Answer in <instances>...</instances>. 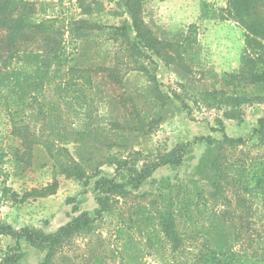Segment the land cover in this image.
<instances>
[{"label": "rangeland", "instance_id": "1", "mask_svg": "<svg viewBox=\"0 0 264 264\" xmlns=\"http://www.w3.org/2000/svg\"><path fill=\"white\" fill-rule=\"evenodd\" d=\"M32 1L38 8L33 19L53 21L60 31L58 57L48 61L63 78L45 82L44 102L52 110L43 133L67 147L89 177L80 181L62 172L68 165L66 151L54 158L35 143L25 154L26 145L13 133V121L0 101V225L5 227L0 246L16 252L17 239L7 233L12 229L50 233L81 211L93 215L98 207L95 180L102 175L95 171L101 169L109 176L117 174L133 193L120 203L110 200L95 223L94 234L105 238L101 251L109 264H129L132 256L137 264H195L192 256L204 243L214 245L217 231L232 233L235 227L243 234L236 241L230 236L229 248H247L252 255L253 242L264 253V143L259 140L264 132V84L247 78L250 60L258 61L264 40L250 31L231 0H141L146 26L163 42L159 53L143 45L132 49L127 35L114 33V26H125L130 42H135L125 0ZM83 20L98 28L86 30ZM26 65L19 59L11 62L12 68ZM19 101L15 98L11 108H21ZM23 116L37 142L42 138L41 119L32 107L18 114ZM225 135L246 142L216 148L206 141L189 144L197 136L220 140ZM178 145H185L182 164L152 169L138 188H132L129 174L165 160ZM163 184H169L184 239L176 245L161 240L156 222L142 221L147 210L133 216L143 222V234L137 233L136 222L121 226L120 212L126 211L128 219V208L138 203L151 213L162 209L165 198L158 194ZM50 185L52 193L25 201L3 191L9 187L22 196ZM216 210L225 218H216ZM79 245L77 253L87 256L84 242ZM19 246L18 264H39L47 253V248L25 238Z\"/></svg>", "mask_w": 264, "mask_h": 264}, {"label": "trees", "instance_id": "2", "mask_svg": "<svg viewBox=\"0 0 264 264\" xmlns=\"http://www.w3.org/2000/svg\"><path fill=\"white\" fill-rule=\"evenodd\" d=\"M125 4L129 10L132 19V26L136 33L135 42H130V36L127 33L125 26H114V33L122 32L129 41L132 49H137L139 45L147 46L159 53L158 47L163 44L151 30L146 26L141 13L142 2L141 0H125ZM231 5L234 9L239 11L238 14L242 16L241 20L247 23L250 31L259 35L264 40V0H231ZM38 8L36 3L32 0H0V101L3 102L4 110L10 116L13 121V133L20 137L22 144L26 145V151L30 154L32 152L33 145L35 143L41 144L47 149V152L52 157L57 158L63 155V151H66L65 156H68L67 166H65L62 172L66 175H75L80 181L88 180V173L84 164L75 159L70 153L69 149L64 146L55 144L56 142L50 137L45 136L43 131L46 128L47 122L51 119V108L45 104L44 85L47 79L52 77L62 80L63 76L58 75L57 69H53L49 65L48 59L54 57L57 58L60 48V42L58 40V32H60L53 24V21L49 20H34L33 17L37 13ZM86 30L92 28H98L93 23L88 21H82ZM100 28V27H99ZM30 43H36L37 45H31ZM263 43V44H262ZM260 42L263 52L260 54L258 61L250 60L251 67L248 70V81L254 83L264 84V42ZM137 46V47H136ZM19 59L25 61L28 65L25 67L12 68L11 62ZM257 64V67H256ZM261 65V69L259 67ZM117 79V75H114ZM157 89V88H156ZM158 96L161 93L157 89ZM13 99L9 102V98ZM15 98H18L22 107L19 109H12L11 103ZM264 98V97H260ZM237 100V99H236ZM230 101L227 100V103ZM35 108L36 114L41 119L40 129L42 132V138L37 139L34 142L31 138L30 122L28 119L18 118V114L24 113L27 108ZM20 120H18V119ZM260 132V130L258 131ZM260 143H264V132L261 131L259 135ZM201 141H206L211 146L227 144L228 146L241 145L246 142L243 137H229L224 136L223 139H215L209 136H197L189 144H197ZM59 143V142H58ZM185 145H178L174 149V153H171L163 161L146 163L141 170L136 173L135 176L129 174L128 182L132 188L136 189L140 184L150 176L152 169L160 167L162 165L177 166L184 161L183 147ZM217 147V146H216ZM215 147V148H216ZM220 153V152H219ZM24 154V155H25ZM19 155L20 158L25 156ZM64 156V157H65ZM31 155L28 160H31ZM67 159V158H66ZM24 161V160H23ZM26 162V161H25ZM219 156H215L212 161L213 168L218 167ZM90 170L94 171L90 165ZM96 177L94 191L96 193V202L98 207L94 210L93 215L89 211H81L77 215L73 216L71 220L61 225L55 232H43L37 229H31L23 227L19 230H10L7 233L12 234L17 239L16 252H11L0 246V264H18L20 259V246L19 241L21 238H25L34 246L47 248V253L43 261L39 264H109L106 255L102 253L101 249L105 248L103 241L105 238L94 234L95 223L102 219L108 208L110 200L116 203H120L121 199H125L128 195L133 196L132 191L127 188V185L122 183L117 174L109 176L101 169H96ZM92 176V175H91ZM86 182V181H85ZM84 182V183H85ZM163 182V181H162ZM169 184L161 185L159 187V197H164L163 208L158 209L156 213H151L150 210L144 209L141 204H136L133 207L128 208L130 213L129 218L126 217V211L120 212L121 226H130L131 222H136L139 226L138 234H143L145 231L141 229L142 221L144 222H156L161 228L163 237L166 241L178 244L183 241V237L179 230L177 223V213L173 209L174 202L172 200L171 192L168 190ZM51 185L45 189L34 188L26 191L22 196H19L17 191H13L9 187H4V192H11L14 200L25 201L29 197L34 195H45L52 193ZM148 211L145 213L144 219L141 221L139 217L134 219V214L138 212ZM215 217L219 220L224 217V213L213 212ZM225 218V217H224ZM5 227L0 225V230ZM132 228V227H131ZM150 230H154L152 226ZM149 232L147 231L146 234ZM4 233V231H0ZM200 231L195 232V236H199ZM209 235L210 231L208 232ZM243 234V229L235 227L234 231H227V229H220L216 232L214 239H217L214 245L204 243L198 252L193 254L195 264H264V253L257 248L252 242V255L248 253L247 248L241 249L243 251L237 252L233 248H229L228 241L230 236L233 240H240ZM151 236V234H150ZM83 241L88 251L87 256L79 255L77 252L79 249V242ZM74 248V253L68 255V251ZM104 254V255H103ZM175 257V256H174ZM244 259V260H243ZM61 260V262H58ZM129 264L137 261L135 256L130 257ZM230 260H233L230 261ZM175 262V260H174ZM142 264V263H141ZM175 264H179L178 261Z\"/></svg>", "mask_w": 264, "mask_h": 264}]
</instances>
